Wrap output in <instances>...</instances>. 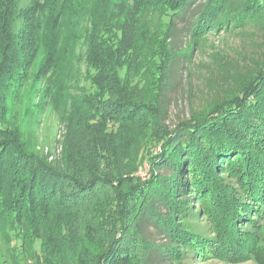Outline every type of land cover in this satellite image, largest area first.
<instances>
[{"label":"trees","instance_id":"trees-1","mask_svg":"<svg viewBox=\"0 0 264 264\" xmlns=\"http://www.w3.org/2000/svg\"><path fill=\"white\" fill-rule=\"evenodd\" d=\"M216 33L256 49L210 45L170 124L172 67ZM49 105L59 151L25 132ZM262 217L264 0H0V264H264Z\"/></svg>","mask_w":264,"mask_h":264},{"label":"rangeland","instance_id":"rangeland-1","mask_svg":"<svg viewBox=\"0 0 264 264\" xmlns=\"http://www.w3.org/2000/svg\"><path fill=\"white\" fill-rule=\"evenodd\" d=\"M22 1L26 2L27 0ZM120 12L121 18L124 19L130 29H132V25L136 19L137 10L134 8L122 7ZM181 40L185 41V37L182 36ZM210 45L212 48H220L224 53L228 54L229 57L237 60L242 59V54H251L256 49L255 46H249V44L242 43V41H240L235 35H224L223 33H216L208 37L205 52L194 46L191 53V59L194 64L192 69H184L181 65L182 60H179L177 65L172 67L169 81L167 85H165V89L167 88V91L165 92L166 106L169 109L168 122L170 124L175 123L178 119L188 116L190 105L198 106L206 99L207 90L205 86V78L207 76L204 65L208 60V52L212 49ZM33 119L27 121L25 124V132L29 133L32 146H48L51 149L57 148V151L61 150V145L57 143V140H62L64 126L62 124L60 125L58 111L55 110L54 105L47 106L45 111L39 114L38 124H35ZM147 169V163H144L138 174L143 178L147 177ZM256 222L262 226L261 235L264 243V218H258ZM202 224L204 225V222ZM1 248L6 250L4 243H1ZM262 260L264 261V257ZM186 264H262V262L260 263L259 259L256 260L253 257H249L238 262L206 259L204 261L194 260L191 261V263L187 262Z\"/></svg>","mask_w":264,"mask_h":264}]
</instances>
